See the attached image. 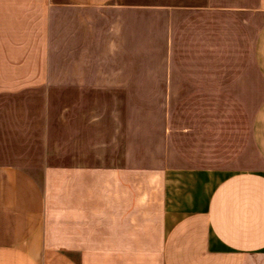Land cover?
Masks as SVG:
<instances>
[{"label": "crops", "instance_id": "crops-1", "mask_svg": "<svg viewBox=\"0 0 264 264\" xmlns=\"http://www.w3.org/2000/svg\"><path fill=\"white\" fill-rule=\"evenodd\" d=\"M0 264H264V0H0Z\"/></svg>", "mask_w": 264, "mask_h": 264}]
</instances>
